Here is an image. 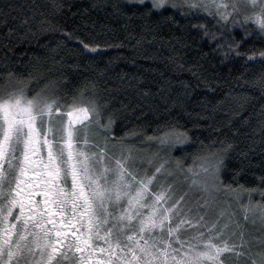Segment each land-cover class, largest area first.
Masks as SVG:
<instances>
[{
    "label": "trees",
    "instance_id": "1",
    "mask_svg": "<svg viewBox=\"0 0 264 264\" xmlns=\"http://www.w3.org/2000/svg\"><path fill=\"white\" fill-rule=\"evenodd\" d=\"M149 7L147 0H0V99L22 88L30 99H58L63 110L94 100L101 122H113L107 132L96 130L111 143L138 156L156 149L162 159L185 158V169L223 159L218 187L233 195L234 215L237 208L243 217L242 208H256L261 216L264 33L247 25L246 35L231 21L224 27L203 15L184 18L170 8L149 13ZM197 24L242 47L225 55L227 44L216 50L224 40L210 42ZM173 128L189 140L169 157L167 146L149 138ZM175 175L186 179L187 173ZM225 241L237 245L230 256L241 257L231 264L264 260L260 230L228 234Z\"/></svg>",
    "mask_w": 264,
    "mask_h": 264
},
{
    "label": "snow or ice",
    "instance_id": "2",
    "mask_svg": "<svg viewBox=\"0 0 264 264\" xmlns=\"http://www.w3.org/2000/svg\"><path fill=\"white\" fill-rule=\"evenodd\" d=\"M150 3L149 13L170 8L184 18L211 17L218 24L223 22L224 27L231 21L232 28L244 27L246 35L251 22L264 33V0H150ZM249 8L259 10L242 16ZM193 27L202 30L210 42L224 40L216 50L227 44L225 55L242 47V43L233 46L225 40L223 32H209L206 24ZM80 103L83 106H76L74 101L64 123L65 113L61 109L65 106L58 99L41 94L27 99L22 88L0 99V264H89L95 240L108 244L109 264H219L222 253L237 247L226 241L222 247L217 246L211 243V238L204 241L203 233L191 238L196 243L178 241L184 249L179 259L174 255L179 250L171 247L173 236L190 221L181 220L175 228L171 227V222L185 213L191 214L193 208L190 205L185 208L184 195L173 202V186L165 187L166 181L177 173H187L186 180L191 178L190 187L205 192L210 188L219 191L218 186L223 185L219 177L223 159L207 166L204 163L197 166L194 161L186 169L183 167L185 158L162 159L151 176L139 179L125 167L126 161L121 160L115 161L114 168L94 171L88 164L89 155L76 147L74 126H91L94 121L107 132L113 122H101L102 110L94 100ZM45 117L46 128L43 126ZM38 123L40 128H37ZM149 139H158L161 146H167L170 157L171 150L180 151L189 137L186 132L173 128ZM88 146L85 140V147ZM231 147L225 146V154ZM94 155H99V164L110 159L106 147ZM110 172L114 176L111 180ZM202 174L208 178L204 182L199 179ZM160 177H164V181L153 193L151 187ZM69 179L70 189L67 187ZM207 207H210L207 201L196 206L197 210ZM241 210L247 218L250 209ZM261 216L264 217V209ZM204 219L201 215L197 226ZM216 227L217 224H213L208 231L213 232ZM165 230L167 240L163 239ZM125 232L131 235H127L128 243L122 246L120 238ZM146 236L149 238L145 239ZM114 237L115 246L111 243ZM243 243L242 240L241 246ZM200 248L203 250H198ZM37 253L39 259H36ZM260 264H264V260Z\"/></svg>",
    "mask_w": 264,
    "mask_h": 264
},
{
    "label": "rangeland",
    "instance_id": "3",
    "mask_svg": "<svg viewBox=\"0 0 264 264\" xmlns=\"http://www.w3.org/2000/svg\"><path fill=\"white\" fill-rule=\"evenodd\" d=\"M134 1V0H133ZM140 1V0H137ZM146 1V0H144ZM150 1V0H147ZM259 9H247L246 11L242 12L243 15H251L253 11H258ZM241 16V18H242ZM210 21H213V23H217L216 19H213L211 17H207ZM230 23V21L228 22ZM223 24V22L219 23ZM249 26L251 28H257L255 24L249 23ZM258 29V28H257ZM7 98V97H5ZM27 99H30L26 97ZM73 106V105H72ZM68 107L67 109L63 110L62 112L65 113L63 116V122L66 123L68 120V117L66 115L67 111L71 110V107ZM45 128L48 126L47 124V117H45L44 125ZM41 125L38 123L37 128H40ZM75 133H74V140L76 142V147L80 151L86 152L90 159L88 161L89 166L92 167L94 171L102 170L103 167L108 168H114L115 167V161L121 160L126 161L125 167L132 172L134 175L137 176V179L144 177L145 175L151 176L152 172L154 171L155 166L162 160V158L159 157L158 152L156 149L151 151L149 154L134 153L132 150L127 149L121 144H113L109 140H107L100 132L96 131L97 126L95 122L93 121V124L91 126H81V125H75ZM85 140H87L88 147H85ZM107 149V156L110 157V159L106 160L104 164H99L98 161L100 160L99 155H94L99 152L101 148ZM19 155V153H17ZM150 161L152 162L150 164ZM170 166V170H171ZM108 178L111 180L114 178V176L109 173ZM201 182H204L207 177H205L203 174L199 177ZM164 181V177H160L157 181L156 185L151 187V191L153 193L157 192L159 190V184L160 182ZM189 182V183H188ZM209 184H211V180H208ZM68 185L71 184V180H68ZM191 181L186 179L178 178L176 175H174L171 179H168L165 183V187L167 185H172V192L174 193V200L179 199L181 195H184L185 198V208L187 206H191L193 208V211L191 214L185 213L179 218H174L171 222V227L175 228L177 224L180 223L181 220L190 221L189 223H186L184 227L180 230V232L173 236L171 240V247L172 249L179 250L178 252L174 253L176 255L177 259L180 258L182 255L184 249L181 248L179 240L184 241H191L192 243H196V241H192L191 238L198 235L199 233H203V240L208 241L211 238V243L217 245V246H223L222 242L220 240L229 234V236L233 237V235L237 233L243 234L244 231H247L250 229L251 232H257L261 231L262 236V242L258 245H262V250H264V217H261L258 210H253L252 212L247 214V218L245 216L243 217V214L237 212L239 208L236 210V216L234 215V204H233V195L222 193L220 190L217 191L215 189L210 188L209 191H201L199 188L196 187H190ZM185 185V186H184ZM188 187L189 189L185 191L184 193L179 194L178 190L181 191L183 188L186 189ZM186 194V195H185ZM208 202L210 207L207 208H201L197 210L196 206L204 205L205 202ZM148 203H151L149 200ZM231 205V212H233L232 216H235L233 225L231 222L228 221V216L226 211H224V206H230ZM169 207L171 205H168ZM229 208V207H228ZM223 213V216L221 217L220 214ZM225 213V214H224ZM229 213V214H230ZM203 215L205 216V219L203 222H200V226H197L198 224V218ZM226 215V216H225ZM195 216H198L197 218ZM257 223H259L260 228H257ZM213 224H217L216 230L213 232H209L208 229L212 227ZM138 227V226H137ZM234 228H236V232L234 231ZM248 228V229H247ZM247 229V230H246ZM107 231V229H105ZM223 232V235L218 236L219 233ZM103 235V233H102ZM127 235H131V232H125L124 235L120 238L121 245L123 246L124 243H128L126 241ZM157 236H159V232L156 233ZM167 235V231L165 230L164 236ZM149 237H145V239H148ZM164 240H167L168 237H163ZM242 241V239H241ZM113 246L117 243V239L114 237L111 241ZM94 244V254H98L100 258H102L104 261L109 262L110 254L107 251L108 244H106L103 240H95L93 241ZM243 249L248 250L250 252V245H248V241L246 244H243ZM248 245V246H247ZM100 249H105V251L101 252ZM242 249V250H243ZM198 250H203V248H200ZM230 252H224L221 254L219 259V264H231L232 260H236V257H232L229 254ZM232 253V252H231ZM119 255V253H117ZM161 261H163V257L160 258ZM241 257L239 256L237 258V262H239ZM119 264V262H117ZM206 264H212V262H206Z\"/></svg>",
    "mask_w": 264,
    "mask_h": 264
},
{
    "label": "flooded vegetation",
    "instance_id": "4",
    "mask_svg": "<svg viewBox=\"0 0 264 264\" xmlns=\"http://www.w3.org/2000/svg\"><path fill=\"white\" fill-rule=\"evenodd\" d=\"M67 187L70 189L71 184H67ZM14 219V218H10ZM36 259H39V253L36 254ZM89 264H109V262L104 261L102 258L99 257L98 254H94L91 256Z\"/></svg>",
    "mask_w": 264,
    "mask_h": 264
}]
</instances>
